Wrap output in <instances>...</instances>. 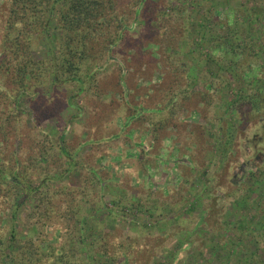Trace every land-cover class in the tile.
Here are the masks:
<instances>
[{
  "label": "rangeland",
  "instance_id": "374dc122",
  "mask_svg": "<svg viewBox=\"0 0 264 264\" xmlns=\"http://www.w3.org/2000/svg\"><path fill=\"white\" fill-rule=\"evenodd\" d=\"M142 1L124 18L114 55L91 68L82 88L49 80L21 94L22 157L36 142L51 154L65 142L86 162L60 179L92 182L77 213L89 217L62 237L80 264L83 242L105 234L116 264H264V0ZM235 42L245 45L242 54ZM37 44L34 55L48 62V39ZM245 56L247 81L236 65ZM247 95L244 107L227 108ZM22 141L1 143L0 157ZM8 180L0 172V264H23L22 248L40 240L36 225L26 224L40 191L15 184L6 197Z\"/></svg>",
  "mask_w": 264,
  "mask_h": 264
},
{
  "label": "trees",
  "instance_id": "16d2710c",
  "mask_svg": "<svg viewBox=\"0 0 264 264\" xmlns=\"http://www.w3.org/2000/svg\"><path fill=\"white\" fill-rule=\"evenodd\" d=\"M121 1L124 2L119 3V7L123 5L120 10L116 7L118 0H0V156L4 151L1 143L5 142L7 147L12 137L21 143L25 135L20 131L24 116L17 109L21 94L30 95L49 80L60 84L77 83L82 88L86 81L84 77L90 76L93 70L91 68L98 69L103 56L107 61L111 59L110 55H114L112 47L119 44L125 33L124 18L143 3L142 0H139V3L137 0V5L132 2L136 5L135 8L126 12L130 0ZM147 7L148 4L147 12H153V9ZM254 21L255 18H252L249 24ZM174 34L176 36L179 32ZM40 38L48 39L50 43L48 62L34 55ZM236 43L241 49L238 54H242L245 45H242V42ZM251 52L253 51L247 55L253 54ZM255 54L257 55L256 52ZM249 60L247 56L242 61L236 60L237 68L243 73L246 81L251 78L249 74L252 65ZM122 64L123 62L119 63ZM247 97L250 96L231 99L227 108L232 110L237 103L244 107L248 101ZM121 102L126 105L130 103L126 97ZM251 112L254 114L259 110L253 111L251 107ZM25 126L31 130L34 128L28 124ZM159 132L156 128L153 134L157 135ZM23 143L24 141L19 144L17 152L11 156L0 157V172L9 179L10 184V187L6 188V197L16 194L12 186L15 184L21 186L20 189L28 194L40 191L36 205L26 222L30 226L36 225L40 240H30L27 246L22 248L24 256L21 263L26 264V260L28 264H80L75 255L66 248L62 237L69 236L76 220L89 217L79 216L77 213L82 209L83 202L91 199L93 195L90 188L92 182L76 186L60 179L67 171H80L86 162L76 157V153L65 142L64 145L59 142L52 154L48 152L44 141L36 142L35 146L30 145L32 152L22 157ZM36 146L38 148H35ZM90 171L93 179L99 177L97 168L91 167ZM105 235L96 236L93 243L83 242V264H94L95 255L104 256L109 264H116L120 256L115 251L110 252V243L113 241L108 240L109 234ZM13 237H16L15 234ZM33 242V249L37 251L32 250ZM46 242L47 246L43 248L41 243ZM13 243L14 240L8 247ZM4 244L6 248L4 235L0 234L1 257L4 256ZM119 246L122 245H117L116 249ZM126 256L124 254L122 257Z\"/></svg>",
  "mask_w": 264,
  "mask_h": 264
}]
</instances>
